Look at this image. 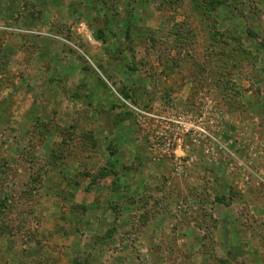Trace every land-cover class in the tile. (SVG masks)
I'll return each instance as SVG.
<instances>
[{"label":"rangeland","instance_id":"374dc122","mask_svg":"<svg viewBox=\"0 0 264 264\" xmlns=\"http://www.w3.org/2000/svg\"><path fill=\"white\" fill-rule=\"evenodd\" d=\"M0 264H264V0H0Z\"/></svg>","mask_w":264,"mask_h":264}]
</instances>
